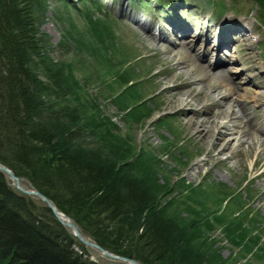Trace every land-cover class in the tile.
<instances>
[{"label": "rangeland", "instance_id": "rangeland-1", "mask_svg": "<svg viewBox=\"0 0 264 264\" xmlns=\"http://www.w3.org/2000/svg\"><path fill=\"white\" fill-rule=\"evenodd\" d=\"M97 1L102 3L47 0L45 7L35 10L40 18V36L44 39L48 61L62 66L67 76V94L53 101L54 110H77L79 116L76 126L80 125V136L70 141V149L83 152L99 149L110 154L114 150L111 141L117 143L125 138L123 147L127 160L140 157L143 152L153 159L154 168L149 169L148 164L144 163L143 171L155 172L159 183L157 188L149 182L150 177L155 176L154 173H147V178H137L152 187L156 194L150 215H156L164 221L167 219L189 230L183 248L189 246L200 250L213 264H264V165H260L259 161L254 165L261 153L256 139L258 133L251 130L249 142L241 143L235 139L232 149L219 153L207 141L195 136V129L188 124L191 115L177 111L192 106L199 109L200 102L209 106L212 98L219 100L221 97L214 90V86L219 83L211 81L209 73L203 68L204 64L203 67L197 66L198 63L190 57V54H199L204 42L199 41L197 48L190 44L192 49L180 47V41L166 44L163 39L169 31L163 27L160 28V34L151 31V36L157 34L154 40L130 18L123 16L133 14L143 20L155 19L153 14L145 16L143 9L138 8L140 4L137 0H129L130 5L126 1L120 3V0ZM194 1L197 3L190 4L197 8L183 14L186 23L199 19L203 13L207 17L208 9L214 15L219 11L220 17V7L223 5L226 17L248 22L260 33L258 41L251 39L250 35L249 41L235 40L230 44L227 54L234 61L228 65L231 66L229 71H234L237 77L219 85L250 87L259 93L256 92L258 96L264 95V87H258L257 82L250 86L245 83L252 78V73L244 72L247 66L245 60L254 56L259 68L256 73L264 81L260 62L264 57V28L258 23V19H263L264 25V5L260 0ZM94 3L109 6L100 7ZM183 3L182 0H175L172 7L182 6ZM157 17L158 24H166L165 13ZM174 44L179 51L175 50ZM206 49L212 50V46ZM173 50L179 55L174 56ZM225 54L224 51L217 53L216 59L226 57ZM180 57L187 69L178 71L175 66ZM211 60L209 56L205 63ZM35 69L39 77L46 81L42 69L38 66ZM123 73H126L130 82L126 85L121 77ZM180 74L187 77L185 80L203 79L197 82L199 93L195 94L196 100L191 105L184 102L186 91L175 88L181 82ZM177 100L179 104H175ZM171 103L175 107L172 108ZM235 109L240 116V109ZM248 113L252 119L258 113V122L261 123L264 119V103H254L248 108ZM206 118L201 112L199 120L204 121ZM244 122L246 120L243 119L240 126ZM225 124L228 128L231 126L228 119H225ZM252 124L250 121L249 126ZM226 131V128H216L215 138L217 132ZM113 138L117 141H113ZM108 139L110 141L107 144ZM254 143L253 152L248 153ZM244 149L245 154L242 153ZM233 150L241 152L232 157ZM7 181L38 208L46 206L42 199L32 194L34 189L26 178L20 181L25 192L17 190L9 176ZM64 228L76 238L78 244L85 246L84 253L91 261L99 264H127L105 257L97 249L84 244L72 229ZM77 228L92 242L83 234L81 226L77 225ZM75 250L81 252L76 246ZM209 253L210 258L207 255Z\"/></svg>", "mask_w": 264, "mask_h": 264}, {"label": "trees", "instance_id": "trees-1", "mask_svg": "<svg viewBox=\"0 0 264 264\" xmlns=\"http://www.w3.org/2000/svg\"><path fill=\"white\" fill-rule=\"evenodd\" d=\"M46 1L0 0V163L29 180L87 238L112 253L140 264H213L200 250L183 248L189 230L150 215L156 194L137 177L155 174L143 171L144 163L154 168L151 156L143 152L127 160L125 138L111 141L110 154L70 149L81 128L77 110H54L53 101L67 94V76L48 61L40 36L35 10ZM125 75L124 85L130 83ZM149 182L157 188L156 174ZM78 243L50 208L26 200L0 172V264H99Z\"/></svg>", "mask_w": 264, "mask_h": 264}, {"label": "bare ground", "instance_id": "bare-ground-1", "mask_svg": "<svg viewBox=\"0 0 264 264\" xmlns=\"http://www.w3.org/2000/svg\"><path fill=\"white\" fill-rule=\"evenodd\" d=\"M154 1V0H153ZM134 16V15H133ZM132 21L140 28L143 30H150L151 29V24H144L142 22H139L135 19V17H132ZM227 23L231 24L230 28L227 30V37L225 38V41L221 44L218 45V49L215 48V52H221L222 47L229 46L231 42L233 41L232 34L234 35H239L238 38H243V32H246V27L243 22H240L239 28H238V21L235 20V17H229L227 18ZM249 25V24H247ZM251 27V26H250ZM249 34L253 35V29L249 28L248 30ZM154 40L155 37L152 36ZM185 45V44H184ZM175 47V46H174ZM176 50V49H175ZM210 50L208 53L205 54L204 58L209 54ZM223 52V51H222ZM174 56H178L179 54L176 51H172ZM199 61H196L198 63H202L203 55L199 56ZM221 61V60H219ZM230 60H227V63H229ZM249 63L254 64L255 63V58L251 56L249 58ZM221 64L215 65L216 68L217 66H220ZM197 66H202V65H197ZM176 70H181V69H187V66H185V62L183 61V58L180 57L179 61L176 63ZM203 67V66H202ZM205 71H207L211 75V81L213 80L214 83H219L222 84L223 82L236 78L237 75L233 73H228L226 71H223L222 68L218 69H212L208 70L207 68L203 67ZM247 71L253 72L250 67L247 68ZM183 75V74H182ZM181 74L179 77H181V82H179L177 85H175L176 90H185V99L184 102L186 104L191 105L193 102L196 100L195 94H198L199 91L197 89V82L200 81L202 82L203 79L199 80H185L187 79L184 78ZM254 79V77L250 80V82ZM180 81V80H179ZM210 82V81H209ZM216 85L214 86V90L216 93L221 95L220 99H214L212 98V102L209 106L202 104L203 102H200L199 109H194L193 106L190 109H178V113L181 111H185L186 113L191 115L190 120L188 121V124L190 127L195 129V136L199 137L203 141H207V143L210 144L211 148H216L219 153L224 152L227 149H232V144L233 141L236 139L237 141H240L241 143H246L249 142L251 139V133L250 131L252 128H254L257 133L258 137L256 136V139H258L259 142H257L260 152L258 154L257 160H255V166L257 165V161H259L260 165H264V143L262 144V138L264 136V127H259L256 124L253 125L250 129L247 128V123H244V125H241L242 119H249L247 115V111L244 107L250 106L254 103L258 102H264V95L258 96L256 91L249 89V88H242L239 86H234L233 87H228L227 85ZM262 84V82L260 83ZM235 95H237L235 97ZM180 101L177 100L175 101V104H179ZM175 104L171 103L170 106L173 108L175 107ZM235 106L239 107L240 110L242 111V116H238L237 111L235 109ZM208 107H210V110L208 111ZM190 110V111H189ZM189 111V112H188ZM203 112L207 118L204 121H200V113ZM220 119V120H219ZM225 119H228L231 123V126L229 128L225 124ZM258 119V118H257ZM218 120V121H217ZM262 124L264 125V119L262 121ZM208 125H211L207 127ZM206 127L202 129V127ZM216 128H226L227 131L225 133L217 132L218 136L215 138V129ZM244 138V140H242ZM240 139V140H239ZM254 141V139H252ZM256 143H254V147H251V149H248V153H252L253 149L255 148ZM250 145V144H249ZM241 152V151H240ZM237 150H233L231 153V156H235L236 154L240 153ZM242 153L245 154V149L242 150ZM247 157V156H246ZM246 161V160H245ZM243 160L240 158V163H242ZM177 205V204H176ZM179 208V206H177ZM62 220L68 222V218L66 216L61 217ZM120 262V261H119Z\"/></svg>", "mask_w": 264, "mask_h": 264}, {"label": "water", "instance_id": "water-1", "mask_svg": "<svg viewBox=\"0 0 264 264\" xmlns=\"http://www.w3.org/2000/svg\"><path fill=\"white\" fill-rule=\"evenodd\" d=\"M0 172L8 175L10 177V179L12 180L13 186L21 191V192H25V190L22 189L21 185H20V181L21 179L16 176V174L6 165L0 163ZM33 187V186H32ZM34 191L32 192V194H34L35 196L39 197L40 199H42L45 203L46 206L48 208L51 209V211L53 212L55 218L63 225L66 226L70 229L73 230L75 236L77 238H79L84 244L91 246L95 249H97L98 251H100L105 257L113 259V260H117L123 263H127V264H140L138 261L134 260V259H130L124 256H119L116 255L102 247H100L99 245L95 244L94 242H90L88 239H86L81 233H79L77 225L75 224L74 220L67 216L66 214H64L63 212H61L60 210H58L55 205L53 204V202L45 195H43L40 191H38L36 188H34ZM62 216H66L68 218V222L64 221L61 219Z\"/></svg>", "mask_w": 264, "mask_h": 264}]
</instances>
